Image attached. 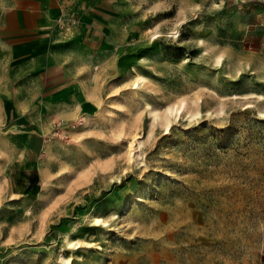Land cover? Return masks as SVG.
Wrapping results in <instances>:
<instances>
[{"label": "rangeland", "instance_id": "374dc122", "mask_svg": "<svg viewBox=\"0 0 264 264\" xmlns=\"http://www.w3.org/2000/svg\"><path fill=\"white\" fill-rule=\"evenodd\" d=\"M0 264H264V0H0Z\"/></svg>", "mask_w": 264, "mask_h": 264}, {"label": "crops", "instance_id": "0c3cea01", "mask_svg": "<svg viewBox=\"0 0 264 264\" xmlns=\"http://www.w3.org/2000/svg\"><path fill=\"white\" fill-rule=\"evenodd\" d=\"M28 163H30L31 166L28 165ZM34 161H30V160H26V164L22 165L21 167H18L19 170L21 171H26L28 174L29 172H35L38 170V168L34 165ZM35 178H39V173H37V177ZM38 188V182H36V179H34V177H31L30 180H28L25 183V187L22 191H20L19 193H22L24 195H32V194H25L26 190H36Z\"/></svg>", "mask_w": 264, "mask_h": 264}, {"label": "trees", "instance_id": "16d2710c", "mask_svg": "<svg viewBox=\"0 0 264 264\" xmlns=\"http://www.w3.org/2000/svg\"><path fill=\"white\" fill-rule=\"evenodd\" d=\"M39 192V189H36V190H33V191H30V190H26V194H37Z\"/></svg>", "mask_w": 264, "mask_h": 264}, {"label": "bare ground", "instance_id": "6f19581e", "mask_svg": "<svg viewBox=\"0 0 264 264\" xmlns=\"http://www.w3.org/2000/svg\"><path fill=\"white\" fill-rule=\"evenodd\" d=\"M97 221H98V219H97ZM70 245H71V247L73 246L72 243Z\"/></svg>", "mask_w": 264, "mask_h": 264}]
</instances>
